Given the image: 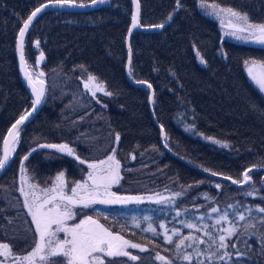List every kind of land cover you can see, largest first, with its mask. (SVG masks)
Listing matches in <instances>:
<instances>
[{"label": "trees", "instance_id": "obj_1", "mask_svg": "<svg viewBox=\"0 0 264 264\" xmlns=\"http://www.w3.org/2000/svg\"><path fill=\"white\" fill-rule=\"evenodd\" d=\"M46 1L0 0V145L9 126L32 105V98L18 74L15 42L27 15ZM87 1L90 0H83ZM197 1L179 0L178 7L177 0H139L142 26L168 23L157 32L134 31L130 39V73L134 80L152 85L155 118L163 125L165 142L174 153L238 180L247 168L264 166V95L243 69L245 60H264V46L222 37L216 20L199 11ZM205 1L246 13L251 22L264 21V0ZM131 14L130 0H108L102 7L87 12H45L25 39L28 66H34L36 71V59L42 51L44 61L40 66L46 73V85L50 71L70 72L81 65L83 69H75L77 76L92 74L104 82L112 95L100 94L98 98L103 102L106 125L120 135L117 156L125 164L133 153V165L139 168L147 160H159L156 161L159 171L164 174L162 187L171 186L174 181L199 192L206 187L200 182L214 180L225 185L220 198L228 193L226 187L230 191L243 188L204 175L161 145L159 129L149 110L148 88L134 86L125 77V36ZM169 14L171 20H168ZM36 40L40 41L39 48L34 46ZM197 53L205 61L204 65L197 61ZM60 102L43 101L36 116L21 129L15 155L0 177V187L13 183L25 155L29 158L24 165L39 185L49 184L59 171L65 172L68 182L82 177L85 164L57 149L38 147L64 141L65 135L58 128ZM78 126L74 127L73 134ZM216 140L222 143H215ZM223 143L229 147H223ZM72 145L82 159L88 155V150L80 144L72 142ZM251 176L264 196V170H255ZM194 195L191 192L185 200ZM201 203L202 199L195 202ZM3 208L0 200V241L11 242L18 250L24 242L16 240L17 234L5 233Z\"/></svg>", "mask_w": 264, "mask_h": 264}, {"label": "rangeland", "instance_id": "obj_2", "mask_svg": "<svg viewBox=\"0 0 264 264\" xmlns=\"http://www.w3.org/2000/svg\"><path fill=\"white\" fill-rule=\"evenodd\" d=\"M205 3L208 6L202 8L200 6V0H198L197 8L206 16L216 20L222 37L239 42H250L227 35L230 29L226 28L224 25L227 24L229 18L227 16L223 17L224 25H222L221 17H217L213 14L210 5L215 3L223 8L231 7L221 5L214 1H205ZM234 10L238 11L237 9ZM196 58L199 64L204 65V63H201L200 55H197ZM29 68L33 74L36 73L34 71V66L30 65ZM76 68L79 69L80 66ZM76 68L72 69L70 72H65L63 69H56L47 73V85L43 101L48 100L49 103L62 101V103L60 102L62 104V109L58 128L65 137L64 141L59 144H68L76 151V154L79 155V151L72 145V142L78 143L83 149L86 148L88 150L89 156L86 155L83 159L88 162L103 160L106 159L108 155L112 154L113 149L116 150V145L118 143L115 139L116 134L111 132L109 126L106 125L105 113L101 108L103 102L98 98L100 94L107 97L110 96L97 92L94 98L91 92L84 88V82L88 74L77 76L75 72ZM243 69L250 82L256 87L255 83L252 82L248 76L244 62ZM97 82L102 81L98 79ZM77 124H79V126L76 128V133L73 134L74 127ZM115 156L116 159L120 161L121 180L119 184L112 185L111 191L115 192L118 196L141 197L142 199L139 201H130L127 204L93 205L91 208L78 210L73 220L68 221L69 224L79 223L85 216H92L94 219L104 224L105 227L109 228L113 233H117L126 240L140 244L147 249L142 252L138 248H129L127 249L128 251L140 257L138 261H132L127 257L108 258L112 261V264H164L163 261L155 259L157 253L168 257L173 261V264H188V262L182 261L177 257L175 243L178 242L181 236L193 234L197 238L210 243L211 238L204 235L205 231H210L213 237L218 241L219 235L222 234L221 230L233 224L236 226V233L228 239L229 247L226 249L230 255V259H212L209 261L207 256L201 255L197 257L193 249H188L189 252H193L192 264H197V261H204L206 264H264V224L260 223V219L264 217V213H259L257 211V206L264 207V196L261 192L258 195H247V192L252 190V185L248 184L236 191H230L229 188L226 187L228 193L224 198H220L219 194L223 188H225V185L214 180L200 182V185L204 184L206 187L205 190L199 192L193 191L194 187L181 186L176 184V182L174 184V181L171 186L166 185V187H162L161 182L164 174L159 171L160 167L156 162L159 160H147L144 167L139 168L138 165H133V153L129 156L130 159L125 164L117 156L116 151ZM84 170L85 172L82 177L74 181H80L86 176L88 171L87 164H85ZM59 172H57L54 177ZM22 175H26L30 183L39 185L32 179L28 171H26V173H21L19 168L13 183L0 187V200L2 202V207H4V231L9 236L17 234L16 240L20 242L23 241L24 243H20L19 249L16 250L11 242H0L8 243L13 253L19 256H23L31 250L32 241L34 239V225L31 224V217L27 214V209L22 207L24 198L18 191L21 187ZM54 177L49 184L39 185V188L49 187ZM238 180H241V178ZM216 184H220L221 187L217 188L215 186ZM71 186L72 183L68 182V194H71ZM255 188L258 189L256 186ZM37 192L39 193V189H37ZM191 192L195 193L194 197L185 200ZM175 193H181V195L176 196L174 195ZM149 197L151 199H149ZM161 198L166 202L157 203ZM254 198L258 199V202L253 203L252 201ZM197 199H202V203L198 205L195 204ZM188 202H192V204ZM229 205L233 207H229ZM213 208H217L218 211L212 212ZM248 208L252 209L251 214L246 211ZM225 211L228 213V220L220 221V223L217 224L216 221L219 220L220 216ZM177 213H179V215H177ZM238 213H243L246 219L240 221L238 219ZM145 217L149 219H145ZM181 221L185 223H181ZM136 222L139 223L140 227L136 226ZM150 223L156 229L155 233L145 231ZM187 223H193L197 225V227L189 229L186 227ZM160 224L166 226L169 235H172L171 230L174 228L180 230L179 235L173 236V243H169L163 238L164 229L159 227ZM204 225H208L209 227L204 229ZM247 225H254V227H247ZM28 227H31L33 232H26ZM25 236L27 242L25 241ZM59 238L63 239L64 233H60ZM232 245H235V247H232ZM217 247L218 243L217 245H213L212 251H215ZM198 248L203 252H207L208 243H201L198 245ZM223 251L225 250H221V254ZM237 252L243 253L244 255L237 256ZM0 259H3V257H0ZM7 264H12V258L8 259ZM54 264H63L62 258H56Z\"/></svg>", "mask_w": 264, "mask_h": 264}, {"label": "snow or ice", "instance_id": "obj_3", "mask_svg": "<svg viewBox=\"0 0 264 264\" xmlns=\"http://www.w3.org/2000/svg\"><path fill=\"white\" fill-rule=\"evenodd\" d=\"M136 5V10L132 15V28H136L139 25V0H133ZM105 3V0H90L91 5ZM85 7L83 0H47L46 3H42L39 7L25 19L20 27L17 37V51L19 53V61L21 71L27 79L29 86L31 87L34 99L30 110H26L19 118L11 125L7 130V135L3 137V155L0 156V171L6 169L11 159L12 154L15 152V145L20 139V126L25 124L26 121L37 110V106L40 105L45 97V81L43 79L44 73L39 72L34 74L29 70L27 61L25 59V38L30 26L40 13L49 7ZM177 6H180L179 0H177ZM200 6L206 7L205 0H200ZM213 10V14L217 17H221V24L224 25L223 17L227 16L228 22L224 25L230 29L227 35L234 36L237 39L250 41L260 45H264V22L253 23L250 22L246 13H240L232 8H223L218 4L213 3L210 5ZM172 16L169 14L168 20H171ZM152 28H163L164 23L152 25ZM132 28L129 29L131 33ZM34 46L39 48L40 41H34ZM199 55V53H197ZM226 55V54H225ZM44 59V53L41 51L40 56L37 58V64ZM201 63H205L201 57ZM244 64L247 68L249 78L255 83L259 90L264 93V61L255 59L245 60ZM131 65V49L129 48V67ZM83 69V66H80ZM131 74V73H130ZM98 78L92 74L87 75V79L84 82V88L91 92V95L95 98L97 92L104 95L111 96L112 93L106 91L103 82H97ZM140 84H145L149 89L152 85L147 81H136ZM149 101L154 102V96L149 97ZM106 107V106H105ZM161 132L167 138L164 133L163 125ZM115 139L117 142L120 140L119 133L116 134ZM206 139H213L212 137H206ZM215 143L221 144V141L216 140ZM167 146V145H165ZM223 147H229L227 143L222 144ZM39 148H53L57 149L60 153H64L69 157H73L79 164H87V174L80 181H72L70 193L68 194L69 187L66 180V174L64 171H60L53 179L51 185L46 188H39V185L32 184L26 175L21 176V187L18 191L23 196L22 207L27 209V214L31 217V224L34 225V239L32 241L31 250L25 255H15L11 246L8 243L0 242V264H7L8 259L12 258V264H54L56 258H62L63 264H112V261L108 258L114 257H127L132 261H138L139 256L133 255L127 249H140V251H146L147 249L136 243H132L126 240L123 236L113 233L99 220L94 219L92 216H85L79 221V223L69 224L68 221L73 220L77 211L85 208H91L93 205H115V204H127L130 201H139L141 197L131 196H118L115 192L111 191L112 185L119 184L121 180L120 175V161L116 159L115 149L112 150V154L108 155L106 159L88 162L82 159L76 154V151L68 144H40ZM31 151H35L32 149ZM29 156L25 155L20 161L21 173H26L24 162L28 160ZM135 159V157H132ZM257 167L264 166H252L246 169L242 173L241 180H233L232 177H226L231 180L233 184H251L252 190L247 192V195L253 196L260 193V189L255 188L252 182L251 173L256 170ZM205 171H209L205 169ZM212 175H220L213 172ZM220 188V184L215 185ZM27 188V190H26ZM39 189V193L37 192ZM179 196L181 193H175ZM149 199H151L149 197ZM166 202L163 198L158 200L157 203ZM229 207H233L229 205ZM217 208H213L212 212H217ZM246 211L251 214L252 209L248 208ZM259 213H264V207L257 206ZM179 215V213H177ZM238 219L244 221L246 219L243 213H238ZM145 219H149L145 217ZM228 213L225 211L216 221L217 224L220 221H227ZM135 222V221H134ZM181 223H185L181 221ZM260 223L264 224V217H261ZM136 226L140 227L136 222ZM160 228L164 229V239L169 243H173V236L179 235V229H172V235L168 234V229L164 224H160ZM186 227L189 229L196 228L197 225L193 223H187ZM209 226L204 225V229ZM247 227H254V225H247ZM145 231L156 232V229L149 224ZM26 232H33L31 227L26 229ZM222 234L219 235L218 241L213 237L210 231H205L204 235L211 238V242H206L203 239L197 238L193 234L187 236H181L178 242L175 243L177 250V257L182 261L192 264L193 252H189L188 249H193L195 256L199 257L205 255L209 261L212 259L225 260L230 259L229 253L226 249L229 247L228 239L236 233V226L230 225L227 228L221 230ZM64 233V238L60 239L59 234ZM26 241V236H25ZM27 242V241H26ZM201 243H208V251L203 252L199 250L198 245ZM215 251H212L213 245H217ZM235 247V245H232ZM221 250L223 253L221 254ZM237 256L244 255L237 252ZM155 259L163 261L164 264H173V261L168 257L162 256L159 253L156 254ZM197 264H206L204 261H197Z\"/></svg>", "mask_w": 264, "mask_h": 264}, {"label": "water", "instance_id": "obj_4", "mask_svg": "<svg viewBox=\"0 0 264 264\" xmlns=\"http://www.w3.org/2000/svg\"><path fill=\"white\" fill-rule=\"evenodd\" d=\"M46 2H47V1H46ZM46 2H43V3H46ZM107 2H108V0H105V3H102V4L98 3V4H96V5H91V4H90V1H87V2H83L85 5H87V6H85V7H68V6H65V7H59V6L49 7V8H47L46 10H44L42 13H40V14L38 15V17L34 20L33 24L35 23V21H36L40 16H42V15H43L45 12H47V11L87 12V11L96 10V9L102 7L103 5H105ZM130 2H131V5H132V14H131L130 25H129V28H128V30H127L126 37H125L126 62H125L124 72H125V77H126L127 81H128L130 84H132V85H134V86H145V87H147V85H145V84H140V83H137V82H136V81H140V80H134V79L131 77V74H130V67H129V48L131 49V46H130V39H131V36H132V34L134 33V31H141V32H157V31H160L161 29H163V28L167 25L168 21L164 22V27H163V28H152V27H150V26H152V25H149V26H142V25L140 24V22H139V25H140V26H138V27H136V28H132V15H133V13H134L135 10H136V5H135V3L133 2V0H130ZM41 4H42V3H41ZM139 4H140V3H139ZM37 7H39V5L36 6L35 8H37ZM35 8H34L32 11H34ZM32 11H31V12H32ZM31 12L27 15V17L31 14ZM139 16H140V10H139ZM27 17H26L25 19H27ZM25 19H24V20H25ZM22 23H23V22H22ZM33 24L30 26V29L32 28ZM155 25H157V24H155ZM20 27H22V24H21ZM130 28H132L131 33H129V29H130ZM19 29H20V28H19ZM30 29H29V31H30ZM29 31H28V33H29ZM18 32H19V30H18ZM28 33H27V34H28ZM27 34H26V36H27ZM17 37H18V33H17V36H16V42H15V50H16V60H17L18 74H19V76H20V78H21V81L23 82L25 88L27 89V91H28V93L30 94V96H31V98H32V101H33V99H34V95H33V93H32L31 87L29 86L26 77L24 76L23 72L21 71L20 61H19V53H18V51H17ZM25 39H26V38H25ZM39 56H40V53L38 54L37 58H38ZM25 59H26V58H25ZM43 61H44V59H43L42 61H40V62H43ZM131 61H132V51H131ZM40 64H41V63H39V64L36 63V71H35V72H36V73H39V72H43V73H44L43 79H44V81H45V91H46V73H45V71L41 68ZM130 66H131V65H130ZM28 67H29V66H28ZM29 70H30V68H29ZM36 73H35V74H36ZM35 74H34V78H35ZM149 84H150V83H149ZM147 88H148V87H147ZM148 90H149L148 105H149L150 114H151V117H152L153 121L155 122V124L157 125V127H158V129H159V139H160V143H161V145L163 146V148H164L167 152H169V153H170L172 156H174L175 158L179 159L181 162L187 164L188 166L194 168V169L197 170V171H200V172L203 173L204 175H208V176H211V177H214V178L220 179V180L228 181L231 185H233L234 187H237V188H240V187H243V186L246 185V184H233L231 180L226 179V177H229V176H226V175H223V174L215 175V176H214V175H212L213 171H210V170H209V171H205V168L200 167V166H198V165H196V164L190 162L189 160H187V159H185V158L179 156L178 154L174 153V152H173L168 146H165V145H167V144H166V142H165V136H164V135L162 134V132H161V127H160L161 124H160V123L156 120V118H155L154 110H153V107H152L153 102L150 103V101H149V97H150V96H154V90H153V87H152L151 89L148 88ZM41 105H42V103H41L40 105L37 106V110L32 114V116L29 118V120L26 121L25 124H23V125L20 126L21 129H22L26 124H28V123H29V122H30V121L36 116V114L38 113V111H39ZM31 106H32V105H31ZM30 109H31V107H30L28 110H30ZM18 118H19V117H17V118L13 121V123H15V121H16ZM13 123H12V124H13ZM12 124H11V125H12ZM11 125L9 126V128L11 127ZM9 128H8V129H9ZM8 129H7V130H8ZM164 133H165V132H164ZM6 135H7V131L5 132L4 136H6ZM16 147H17V144L15 145V152H16ZM3 148H4V145H3V140H2V143H1V155H0V156L3 155ZM15 152L12 154L11 159H10V161H9V164L11 163V161H12L14 155H15ZM9 164H8V166H9ZM8 166H7V167H8ZM7 167H6V169H7ZM251 167H252V166H251ZM249 168H250V167H249ZM6 169L3 170V171H0V177L4 174V172L6 171ZM247 169H248V168H247ZM256 170H264V167H257ZM215 173H216V172H215ZM232 179H233V178H232ZM233 180H235V179H233Z\"/></svg>", "mask_w": 264, "mask_h": 264}, {"label": "crops", "instance_id": "obj_5", "mask_svg": "<svg viewBox=\"0 0 264 264\" xmlns=\"http://www.w3.org/2000/svg\"><path fill=\"white\" fill-rule=\"evenodd\" d=\"M252 81V80H251ZM253 82V81H252ZM256 86V85H255ZM257 87V86H256ZM258 88V87H257ZM259 89V88H258ZM263 95H264V93H263Z\"/></svg>", "mask_w": 264, "mask_h": 264}]
</instances>
